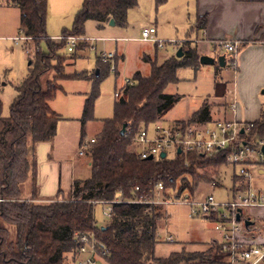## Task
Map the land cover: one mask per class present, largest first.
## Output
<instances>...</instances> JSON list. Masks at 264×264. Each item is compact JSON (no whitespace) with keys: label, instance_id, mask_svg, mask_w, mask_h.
Instances as JSON below:
<instances>
[{"label":"trees","instance_id":"1","mask_svg":"<svg viewBox=\"0 0 264 264\" xmlns=\"http://www.w3.org/2000/svg\"><path fill=\"white\" fill-rule=\"evenodd\" d=\"M166 0H156L157 6ZM20 9V30L30 36L35 52L26 77L15 85L17 94L3 114L0 97V264H65L78 258V234L94 233L109 250L104 258L109 264H199L223 263L218 258L223 244L213 240L206 249L188 250L184 246L167 256L156 254L159 223L165 216L164 205L146 201L156 197V187L163 183L166 190L181 196L185 190L194 194L202 182H214L220 166L226 163L223 151L203 154L195 151L174 157L147 159L136 154L134 139L145 125L158 122L163 113L181 99L179 93H167L166 87L180 80L179 69L201 64L198 48L173 55L158 63L150 59L151 72H136L133 84H125L114 105V115L101 120V129L85 149L89 156V176L74 178L72 192L66 195L59 190L55 198L36 201L37 161L29 154V146L40 141L52 140L58 128L60 115L51 101L61 90V79L68 77L93 80V90L86 98L81 116L82 136L86 124L93 118L95 100L100 83L110 74L111 63L99 60V73L88 71L46 77L53 68L52 59L65 57L66 38H51L47 32L48 0H7ZM138 0H83L71 28H64L62 35H84L86 22H98L102 28L111 18L119 26H127L129 10ZM208 15H200L195 27H206ZM193 28V27H192ZM45 40L49 50L40 44ZM146 58V59H147ZM211 120V106L205 101L187 121L177 124ZM242 135L248 142L264 139V103L261 116ZM127 123L125 133H121ZM203 172H202V171ZM211 170H214V175ZM33 175L32 199L22 197V183ZM237 175V174H236ZM240 187L248 183L237 175ZM170 189V191H169ZM123 199L113 204L110 221L100 226L95 217L99 200ZM16 226L15 238H10L9 227ZM247 226V228H250Z\"/></svg>","mask_w":264,"mask_h":264},{"label":"rangeland","instance_id":"2","mask_svg":"<svg viewBox=\"0 0 264 264\" xmlns=\"http://www.w3.org/2000/svg\"><path fill=\"white\" fill-rule=\"evenodd\" d=\"M73 3L70 4L66 0H52L53 8L51 14H48V25L47 32L49 35L61 34L64 28H71L76 11L72 10L76 4H81V0H72ZM7 0H2L0 5V83L2 81H8L7 87L0 93V97L3 102V114L5 116L9 115V107L13 96L16 94L13 82L22 78L23 72L26 71L29 61L33 58L35 52L34 42H26L23 39L25 36L19 28L20 24V9L13 4H6ZM195 2V1H194ZM192 1L188 11L183 12L181 9L178 11H168L167 13H161L160 4L157 6L156 0H138V5L131 8L128 13V24L120 28H115L118 30L113 31V28H107L106 31H101L97 27V21L88 20L85 26L84 36L92 38L91 44L95 48L87 47L83 49L81 47L82 43L78 45L76 50L71 53L67 50V47L62 49L65 57H57L52 59L53 68L46 75V77L58 76L59 72L64 70L66 74H73L75 69L80 71L89 70L93 61L96 60V52L101 54V49L105 48V43L107 37L106 35H112L114 37H123L118 42L119 51L121 50V45L127 49V58L125 64L121 68V75L116 76V69L111 68L110 74L100 83L99 85V95L97 96L94 104L93 118L90 119L86 124V135L84 141H89L92 136L98 132L101 126V120L104 118H110L114 115V105L117 97L115 96V85L117 81L118 89L120 85L125 82L126 76L133 72L135 66L142 67L145 72H149L148 63L143 62L142 56L144 53L155 54L156 49L158 54H165L167 51H172L176 47L173 40H186L184 25L187 24V20H193L195 18V4ZM56 3V4H55ZM77 6V5H76ZM79 8V7H78ZM49 11V8H48ZM51 15V16H50ZM51 17V18H50ZM50 19V20H49ZM158 19V22H156ZM164 19H168L166 23ZM172 20V21H171ZM157 23L158 32L157 38L163 41L161 47H156V42L153 40H143L141 36L142 29L145 26H151L149 22ZM149 24V25H148ZM175 24L178 26L176 29ZM162 31V33H161ZM20 36L22 39L19 44L16 43L15 37ZM192 37L189 39L198 40L197 45L198 51L200 52V47L207 45L211 49H214L213 41L209 39H204L201 37ZM43 51H48L49 47L45 40L40 44ZM106 51H113L107 49ZM115 51V50H114ZM215 53V52H214ZM69 55H76V63L70 66H66ZM158 58V63L161 59ZM146 65V69L144 68ZM216 65H218L216 63ZM66 66V68H65ZM215 64L208 66L207 71L196 75L191 68H186L181 71V79L177 82L170 83L166 87L167 93H179L182 95L181 99L174 103L163 116L158 121L162 124L172 125L173 123H178L180 121H187L188 117L196 108L199 107L205 100L208 101H228L229 104L232 102V93H227L226 97L222 95H216L214 91L216 89L215 82L213 81L215 77ZM222 71L221 74L223 78L220 77L219 73L216 75L218 79L222 80L225 86L232 87L234 83V73L233 68L230 66L227 70ZM254 69V95L250 97V93L246 94L242 89H238V106H237V116L239 120H250L254 118V96L258 95L260 100L264 101V71L256 72ZM192 79H189V78ZM15 80V81H14ZM93 90V80L87 78H77L68 77L63 80V89L59 90L56 97L53 99L54 107L63 113L65 116L77 117L81 116L83 104L86 98L91 94ZM210 94V97L208 96ZM85 105V104H84ZM233 110L229 108L228 117L232 118ZM190 118V117H189ZM175 119H187L174 121ZM96 136V135H95ZM66 140L70 142L69 139ZM69 149L71 145L68 146ZM83 167L78 168V176H89L91 174V169L87 164L89 161V156L84 155ZM237 167L224 163L220 166V171H218L215 182H202L194 194L190 193L187 189L181 196H174V199L188 198L190 200H204L210 195H213L217 200H228L232 198L231 192L233 187V174ZM202 171V170H201ZM214 170H211L214 175ZM203 172V171H202ZM251 185L253 188L264 191V177H260L258 174L257 167L251 166ZM27 181V180H26ZM25 182L22 183V188L26 185ZM170 191V189H169ZM176 191L171 192L170 195H176ZM231 196V197H230ZM22 197H24L22 193ZM230 197V198H229ZM26 199V198H25ZM36 201H40L37 200ZM165 209V216L159 223V230L161 236L164 237V233L170 230V232L176 238V242L160 241L157 244L156 252L160 256L167 255L171 250L181 249L180 246L187 240H198L203 238V240H211L213 238H221V233L215 229V220L210 217H195L190 214V208L188 204H183L180 202H173L169 205L163 206ZM107 205L97 203L95 205V217L98 225L103 226L107 224L111 216L105 213ZM251 208H245L244 214L250 211ZM264 208L254 207V234H259L261 231L264 234V217H258ZM3 225L9 227L10 238L13 239L16 236V226L14 224H9L4 222ZM168 233V232H167ZM209 236V237H207ZM194 248L196 249H206L207 245L196 243ZM188 250H195L189 246H184ZM65 264H74L71 262L70 256L68 255ZM98 264H109L107 260L100 259Z\"/></svg>","mask_w":264,"mask_h":264},{"label":"crops","instance_id":"3","mask_svg":"<svg viewBox=\"0 0 264 264\" xmlns=\"http://www.w3.org/2000/svg\"><path fill=\"white\" fill-rule=\"evenodd\" d=\"M70 4L73 3L72 0H66ZM192 1L195 4V18L193 20H187V24L184 25L185 30V36L189 38L192 37H199L201 34L202 38L204 39H217V38H229V39H239L242 41L241 45V51L239 54V69L237 72V87L239 86L240 89L244 91V93L248 94L250 93V97L254 95V69H256L257 73L264 71V0H166L161 5L160 12L161 13H167L168 11H178L181 9L183 12L188 11L190 5L192 4ZM83 0H81V4H76L74 7H72L73 13L78 12V10L81 8ZM52 0H48V14H51V10L53 8ZM6 4H9L6 2ZM56 4V3H55ZM79 7V8H78ZM208 15V22L206 24L205 28L197 29L195 27L197 23V19L200 15ZM51 16V15H50ZM51 18V17H50ZM50 20V19H49ZM169 21L168 19H164V22L166 23ZM172 21V20H171ZM48 18H47V25H48ZM158 22V19L157 21ZM170 22V21H169ZM150 25H154L158 29L157 23L149 22ZM195 24V25H194ZM149 25V24H148ZM176 29H178V26L175 24ZM98 27V22H97ZM123 26H119L116 23L110 24V22L104 24V26L101 29V31H106L107 28H113V31L115 32V28H120ZM146 27V26H145ZM193 27V28H192ZM20 28V24H19ZM162 33V31H161ZM49 35V34H48ZM51 38L58 39L62 36L61 34H54L49 35ZM103 37H107L105 48H102L100 51H104L107 49L115 50L116 56H115V64H116V76L119 77L121 75V68L125 64V60L127 58L126 51L127 49L124 48L121 45V50L119 51V44L118 42L123 37L116 36L114 37L112 35H106ZM26 42L33 43V39H28ZM19 44V43H17ZM158 45H156L157 47ZM78 47V46H77ZM76 47V48H77ZM81 47L83 49H86L87 47L95 48L91 43H82ZM196 47L199 46L196 44ZM201 51L199 52L201 56L206 55L209 57H214L218 59L221 56H225L223 64H220L218 61L216 63H201L199 67L195 70L192 67L193 72L198 75L200 73H203L204 71H207L208 66H212L215 64V67L219 70L215 69V77L213 81L215 82L216 89L214 90L216 92V95H222L223 97H226V94L229 93L232 87H226L224 82L220 79H218V76L220 75L221 78H223V75L221 74L222 71L220 70H227V68H230V63L228 61V53L226 51H216L215 49H211L207 45H203L200 47ZM76 50V49H75ZM178 50V47H175L172 51H167L165 54H158L159 52H156L155 54L150 53H144L142 56V60L145 63H148L149 65V72H145L142 70L143 68L140 66H135L133 68V72L126 76L125 82L120 85L119 89L117 86V81L115 85V96L116 93L122 92V89L124 85L126 84V79L130 78L134 80V75L136 72H141L142 75H149L151 72V61L150 59H156L158 61H161L162 63L165 59L176 55V52ZM215 52V53H214ZM73 53V52H71ZM148 57V58H147ZM147 58V59H146ZM76 55H69L68 61L66 66H70L76 63ZM99 60H100V54L96 52V60L95 63L93 61V64H91V68L88 71L91 75H97L99 73ZM31 60L28 63V67L25 72H23L22 78L19 80L13 82V86L15 88V85L21 82L26 75L28 74V69L30 66ZM65 66V68H66ZM232 67V66H231ZM146 69V65L144 67ZM186 68L179 69V77H181V71L185 70ZM78 69H75L73 72H78ZM234 78H235V72ZM189 79H192L191 77ZM63 80H60V83L63 87ZM8 81H2L0 83V93L7 87ZM63 89V88H62ZM61 89V90H62ZM16 91V88H15ZM264 93V90H263ZM17 94V91H16ZM16 94L13 96V99L15 98ZM181 95V94H180ZM210 97V94H208ZM118 100L119 96H116ZM182 97V95H181ZM13 101V100H12ZM11 101V102H12ZM207 101L211 106V120L219 119V118H225L228 117L229 114V102L227 101ZM204 101V102H205ZM203 102V103H204ZM202 103V104H203ZM264 101L260 100L258 98V95L254 96V118H251L250 120L246 119V121H255L261 116V109ZM85 104V103H84ZM84 104L82 113L84 110ZM202 104L199 105L196 110H198ZM51 105L53 109L60 115V119L58 121V128L57 133L55 137L52 140H46V141H40L35 144H31L29 146V154L32 158H35L37 161V170H36V187H37V200L40 201H47L52 198H55L58 194L59 190H62L66 195H69L72 192L74 178L76 175H78V168L83 167V156L85 154H79V148L80 144L82 142L83 136H82V123H81V116L77 117H69L65 116L63 113L58 111L54 105L53 100L51 101ZM174 105V104H173ZM171 105L170 107H172ZM169 107V108H170ZM168 108V109H169ZM167 109V110H168ZM166 110V111H167ZM194 110V112L196 111ZM165 111V112H166ZM192 112L189 117L194 113ZM163 116V115H162ZM189 117L187 119H189ZM187 119H175L174 121L179 120H187ZM101 124V123H100ZM101 129V126H100ZM98 130V132L100 131ZM96 132V134L98 133ZM95 134V135H96ZM92 136V138L95 137ZM69 139L71 143H69ZM71 145L72 149H69L68 146ZM89 164V161H87ZM258 174L260 177H264V167H259ZM33 175H30L26 181V185L22 188V193L26 199H32V186H33ZM215 182V181H214ZM240 180H237L236 170H234L233 174V187L231 196L233 197L235 195V192L237 191L238 187L241 185ZM230 196V197H231ZM229 197V198H230ZM190 210V209H189ZM246 216L248 219H251L253 222L251 224V227L248 229V231L244 234V238L248 240L250 243L254 242H264V234L260 231L259 234H254V230H251V228H254V207H251L250 211L246 213ZM258 217H261V219L264 217V212H262ZM216 229V228H215ZM170 235L174 237V235L170 232L169 229H167ZM217 230V229H216ZM165 232V233H166ZM158 233L161 234L160 230H158ZM164 233V234H165ZM209 237V236H207ZM176 242V238L174 237ZM213 240H218L221 242V238H213L211 240H203V238H199L198 240H187L185 241L180 248L183 246H189L193 249L196 245V243L205 244L210 243ZM165 241V240H164ZM168 242V241H167ZM157 250V249H156ZM179 250V249H176ZM173 251V250H171ZM170 251V252H171ZM170 252L167 254L169 255ZM157 254V252H156ZM158 255V254H157ZM165 255V256H167ZM160 256V255H158ZM220 260L223 261V263H199V264H229L228 263V255L226 252H223L221 255L218 256Z\"/></svg>","mask_w":264,"mask_h":264},{"label":"built area","instance_id":"4","mask_svg":"<svg viewBox=\"0 0 264 264\" xmlns=\"http://www.w3.org/2000/svg\"><path fill=\"white\" fill-rule=\"evenodd\" d=\"M2 0H0L1 5ZM157 27L154 25L146 26L142 29L141 36L143 40H153L161 47L163 41L157 38ZM25 35V34H24ZM66 38L67 50L74 52L81 43H91L92 38L81 35L61 36ZM22 38L15 37L16 43ZM24 40L32 39L30 36H24ZM198 40L186 39L172 42L176 47H182L184 51L195 47ZM213 46L216 51H226L228 61L235 72L232 93V102L229 107L233 110L232 118L225 117L207 122H193L189 125L173 123L172 125L162 124L160 122L143 126L136 134L134 139V152L143 158L153 155L154 158L161 157V152H166V157H174L177 154H188L199 151L203 154H212L217 151H223L226 163L231 164L236 169V174L243 178L248 186L245 189L238 187L235 195L228 200H217L210 195L204 200L196 201L188 198L174 199L176 195L164 197L166 190L163 183L156 187V197L150 200H129L146 201L150 203L169 205L173 202L188 204L190 214L195 217H210L215 220V228L221 233V243L228 255L229 264H264V242L250 243L244 238L248 231L245 220L248 217L244 214L245 208L260 207L264 208V191L253 188L251 185L250 167H264V139L254 142H248L243 137V133L250 127L251 122L239 120L237 116L238 89L237 72L239 69V54L242 41L239 39L217 38L213 39ZM116 51H102L100 59L104 62H110L111 68L116 69L115 64ZM134 80L127 78L126 84H133ZM121 93L117 92L116 96ZM244 129V132H242ZM82 141L79 148V154H85V149L91 141ZM181 149V152L178 150ZM175 196V197H174ZM0 200H2L0 198ZM124 201L123 199L99 200L97 203L107 205L105 213L109 216L113 214V204ZM241 218H238V215ZM161 240L174 242L175 239L169 233L164 237L158 233ZM78 258L74 264H98L100 259H104L108 253L107 245L101 241L94 233L78 234Z\"/></svg>","mask_w":264,"mask_h":264},{"label":"water","instance_id":"5","mask_svg":"<svg viewBox=\"0 0 264 264\" xmlns=\"http://www.w3.org/2000/svg\"><path fill=\"white\" fill-rule=\"evenodd\" d=\"M109 22H110V24H113V25L116 23L114 18H111ZM183 54H184L183 48L179 47L177 52H176V56H182ZM224 58H225V56H221L218 59H216L214 57H209V56L203 55V56H201V63H216L218 61L220 64H223ZM126 127H127V123H125L123 125L122 129H121V133L122 134L125 133ZM242 132H244V129H242ZM178 152H181V149H179ZM160 156L162 158H165L166 157V152L165 151L161 152ZM153 158H154V156L150 155L147 159H153ZM238 218L239 219L241 218L240 213L238 215ZM252 222L253 221L251 219H246L245 220L246 226H250L252 224Z\"/></svg>","mask_w":264,"mask_h":264}]
</instances>
